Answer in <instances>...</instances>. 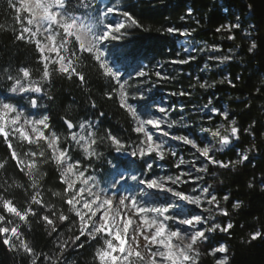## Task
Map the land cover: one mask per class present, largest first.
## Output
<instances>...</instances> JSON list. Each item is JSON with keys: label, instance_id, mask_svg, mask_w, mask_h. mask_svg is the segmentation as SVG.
<instances>
[{"label": "snow or ice", "instance_id": "snow-or-ice-1", "mask_svg": "<svg viewBox=\"0 0 264 264\" xmlns=\"http://www.w3.org/2000/svg\"><path fill=\"white\" fill-rule=\"evenodd\" d=\"M101 3L7 0L18 25L14 42L31 46L38 68L13 67L11 60L0 66V145L5 150L0 156V245L17 264H76L68 256L89 249V264H203L204 257L212 258L213 264H230L234 253L217 236L231 238L236 228L232 217L245 204L235 199L229 205L231 192L221 195L214 181L224 183L218 170L235 172L264 153V119L241 123L227 107L215 103L214 95L202 105L192 104L191 113L199 117L195 120L183 114L174 118L176 108L162 99L152 102L155 108L144 105L158 84L176 79L165 64L191 65L207 52L201 71H211L213 65L219 68L234 61L241 45L236 43L227 53L219 44L201 46L194 34L202 20L188 8L180 17L182 26L158 29L182 41L173 57L157 61L154 68L141 64L125 74L110 55L123 49L133 29H151L124 0H109L103 7ZM253 7L248 3L247 11ZM255 27L245 25L237 14L215 32L233 42L242 33L249 38L247 52L254 55L260 47L251 38ZM89 63L106 81L102 98L115 99L130 118L133 135L102 129L100 119H73L67 114L56 126L55 78L75 80L89 91L85 71ZM186 75L194 80L189 89L216 87L217 81ZM242 80L241 74L234 78L228 74L218 83L235 89ZM169 96L190 99L192 92L182 87ZM256 97L264 99V74L245 98V109H252ZM88 100L92 109L100 107L91 95ZM186 107L181 105L180 112ZM105 115L98 112L99 117ZM104 146L108 154L101 150ZM228 152H234V158L218 155ZM113 153L128 157L133 170L120 171ZM258 180L264 192V169ZM256 186L253 175L247 187ZM15 191L22 193V200ZM34 223L53 239V251L37 248L31 236ZM257 240H264V226L249 232L247 243Z\"/></svg>", "mask_w": 264, "mask_h": 264}, {"label": "trees", "instance_id": "trees-1", "mask_svg": "<svg viewBox=\"0 0 264 264\" xmlns=\"http://www.w3.org/2000/svg\"><path fill=\"white\" fill-rule=\"evenodd\" d=\"M124 2L144 26L151 29L150 31L133 29L134 35L125 42L123 49L113 50V57L126 74L133 72L134 67L141 64H148L149 68H154L157 61L163 63L165 60H170L173 53L179 49V41L175 37L162 35L158 29L171 24L182 26L184 22L180 20V17L185 14L188 8H193L194 15L202 20V27L194 34L198 40L208 44L220 40L224 45L223 51L234 48L236 43L241 45L240 50L236 53V59L230 64H226L225 69L233 78L237 74H241L243 80L238 83V87L235 89L230 88L227 83L220 84L217 81L215 103L227 106L228 110L244 124L251 118L264 119V114L261 112L264 99L256 97L253 100L252 109H245V98L254 90L264 74V0H124ZM248 3L254 6L251 13L247 11ZM11 12V9L7 8L6 1L0 0V66L11 60L13 67L30 64L35 70L38 65L34 62L35 53L31 46L24 45L22 42H14L13 29L18 26L14 20V14ZM237 14L244 18L245 25L251 23L256 26L252 32V39H256L260 47L254 55L247 52L249 38L244 37L242 33H238L237 41L233 42L226 38L222 39V36L226 34L215 32V28L220 23L234 20ZM122 52L123 54H121ZM178 66L169 67L165 64V68L170 72V69L178 68ZM181 70L182 73L176 75L174 81L163 82L161 87L168 92L188 87L192 81L186 74L191 72L194 75L192 67L184 65ZM85 71L88 73L90 81L89 91H85L75 80L69 82L62 77L55 78L54 93L57 100L52 107V115L56 126L62 125L63 122L60 118L67 114L73 119H100L103 121L102 129L110 127L122 136L133 135L130 130V118L119 109L115 99L107 101L102 98V92L107 87L106 81L98 75L90 63ZM216 71L219 72V69ZM208 76L210 81H216L218 74L211 72ZM0 91H3L2 87H0ZM90 95L100 105L97 109H92L89 106ZM69 106L71 107L69 108ZM100 110L106 113L104 117L98 116ZM244 142H248L247 138ZM261 146L264 147V145ZM4 151L3 145H0V156L4 155ZM220 156L224 159L234 158L235 153L228 152L226 155ZM261 169H264V153L255 156L247 167H238L235 172L218 170L224 183L220 184L218 180L214 181L221 195L231 192L229 205L235 199L243 200L245 204L232 217L236 228L233 230L231 238L224 235L217 237L218 241L226 242L231 252L234 253L230 264H264V240L247 243L249 232L264 226V192L260 191L258 180ZM9 171L11 173V169ZM253 175L257 177V186L255 189H249L247 183ZM14 194L18 200H22L21 192L15 191ZM256 217H259V221ZM241 224L244 225V228L240 227ZM31 236L37 248H43L49 252L54 250L53 239L46 235L41 225L33 224ZM73 258H75L76 264H89L91 249L87 252L80 250L79 254L72 253L68 256L69 260ZM0 264H17L13 260V254H10L3 245H0ZM203 264H213L212 258L204 257Z\"/></svg>", "mask_w": 264, "mask_h": 264}, {"label": "rangeland", "instance_id": "rangeland-1", "mask_svg": "<svg viewBox=\"0 0 264 264\" xmlns=\"http://www.w3.org/2000/svg\"><path fill=\"white\" fill-rule=\"evenodd\" d=\"M5 1H6V4H7V0H5ZM108 2H109V0H102L101 7H103V5L104 4H107ZM221 3L222 2H220V4ZM11 13L14 14L13 11ZM191 26L195 27L194 24H191ZM252 36H251V38H252ZM194 39L196 41L200 42L201 46H203V44L205 43L203 41L198 40L195 35H194ZM180 42H182V41H179V47H180ZM212 44H219L222 47V49L224 48V45L222 44V42L220 40H216V41H214L213 43H211L209 45H212ZM227 52H228V50L224 51V53H227ZM213 54L214 55H219L220 53H213ZM207 55H208L207 52L203 53L200 56V59L199 60H197L196 62H194V63L191 64V67H192V70L194 72V75H199L201 78H207V79H209V76H208L209 73L213 72V73L218 74L216 81H219L223 76L229 74L228 71L225 69L226 64L220 66L219 68H217V67H215L213 65V68H212L211 71H207V70L201 71V68H202L203 63H204V59H205V57ZM110 59H112L114 61L115 66L117 68H119L122 72H124V70L121 67V65L113 57V54L110 55ZM181 68H183V66H178V69H180V73H182ZM216 69L217 70L219 69V72L216 71ZM170 70H171V73H173L174 75H179L180 74V73L177 74L173 69H170ZM191 83H194V80H192ZM184 89L185 90H189V91L192 92V97L190 99L189 98H186V97H170L169 96V93L170 92L166 91L165 88H162L161 87V83H160V84H158V86L154 90V92L151 94V98L149 99L148 104L144 105V107L146 108L148 105H152V102L153 101L159 102L162 99L165 104H172L176 108V111L172 113V115H173L174 118H177L178 119L179 116L181 114H183V115H186L189 120H195V119H198L199 117L197 116V114L191 113V106H192V104L195 103V104H198V105H202L203 103H205L207 101V98L210 95H214L217 98V93L215 92V88L209 89L208 91H204L202 89H199L198 86L196 88H194V89H189L188 87H185ZM131 90L134 91V89H131ZM175 91H178V90H175ZM0 92H2V91H0ZM181 105H187V107L184 108L183 113L180 112ZM152 106H153V108H155V105H152ZM225 107H227V106H225ZM227 109H228V107H227ZM101 150L104 151L106 154L109 153V149H108L107 146L102 147ZM112 155H114V156L117 157L116 163H117L118 168H119L120 171H123L125 174H127L129 171H132L133 170V166H132L131 161H130V159L128 157H126V156H120L119 154H114V153ZM218 155H223V154H218ZM196 211H199V210L197 209ZM222 218H224V217H218V219L223 220ZM221 235H219V236H221ZM219 236H217V237H219Z\"/></svg>", "mask_w": 264, "mask_h": 264}]
</instances>
